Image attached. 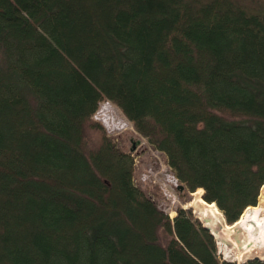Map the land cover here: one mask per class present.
I'll use <instances>...</instances> for the list:
<instances>
[{
    "label": "trees",
    "instance_id": "16d2710c",
    "mask_svg": "<svg viewBox=\"0 0 264 264\" xmlns=\"http://www.w3.org/2000/svg\"><path fill=\"white\" fill-rule=\"evenodd\" d=\"M106 99L234 223L264 184V0H0V264H238L135 185Z\"/></svg>",
    "mask_w": 264,
    "mask_h": 264
},
{
    "label": "rangeland",
    "instance_id": "374dc122",
    "mask_svg": "<svg viewBox=\"0 0 264 264\" xmlns=\"http://www.w3.org/2000/svg\"><path fill=\"white\" fill-rule=\"evenodd\" d=\"M101 106L106 107V110L110 113V119H105L109 131L112 130L114 123L119 127V130L110 134V136L114 137L116 145L122 151L130 153L133 157V181L135 185L141 188L150 198L155 200L158 206L171 217H174L177 214L178 207H183L191 209L195 217L204 223V221L198 217L196 208L189 206V203L194 199L193 192L197 191L200 187L196 188L194 191H189L187 189L179 190L178 186L174 185L173 180L177 179L178 183H181V181L177 177L175 178L174 171L168 164L165 154L156 149L145 136L135 129L133 123L123 114L121 109L115 103L106 99L100 103L99 111H101ZM95 118L102 119L103 116L102 114H99ZM97 135L98 134L95 132H92L93 139L97 140ZM201 188L203 189L201 193L203 197L204 188ZM221 229L224 230V232H227V235H230V233L224 229V226L221 227ZM162 238H164L163 235ZM215 238L217 254L222 259L227 258L237 262L255 257L264 259V252L262 251L250 257L242 258L243 250H240L239 247L233 245L232 241H228L230 253L232 254L228 255L229 252L227 253L225 251L224 246L219 243L216 236Z\"/></svg>",
    "mask_w": 264,
    "mask_h": 264
},
{
    "label": "bare ground",
    "instance_id": "6f19581e",
    "mask_svg": "<svg viewBox=\"0 0 264 264\" xmlns=\"http://www.w3.org/2000/svg\"><path fill=\"white\" fill-rule=\"evenodd\" d=\"M202 191L200 187L193 192L194 199L189 206L195 207L198 217L212 227L219 243L224 246L227 253L229 252L228 255L231 254L228 241H232L233 245L243 250L242 258L264 252V185L258 196V203L248 205L240 218L231 224L224 221L222 212L214 202H208L202 197ZM223 226L230 235L221 229Z\"/></svg>",
    "mask_w": 264,
    "mask_h": 264
},
{
    "label": "water",
    "instance_id": "95a60500",
    "mask_svg": "<svg viewBox=\"0 0 264 264\" xmlns=\"http://www.w3.org/2000/svg\"><path fill=\"white\" fill-rule=\"evenodd\" d=\"M262 189V188H261ZM217 206V205H216ZM218 207V206H217ZM219 209V208H218ZM224 221L228 224V222L226 221V219L224 218ZM204 226L205 227H207L211 232H212V234H214V232L212 231V227L211 226H209V225H206L205 223H204Z\"/></svg>",
    "mask_w": 264,
    "mask_h": 264
},
{
    "label": "built area",
    "instance_id": "2783aa9c",
    "mask_svg": "<svg viewBox=\"0 0 264 264\" xmlns=\"http://www.w3.org/2000/svg\"><path fill=\"white\" fill-rule=\"evenodd\" d=\"M173 185V184H172ZM174 185H177V179L174 181Z\"/></svg>",
    "mask_w": 264,
    "mask_h": 264
}]
</instances>
